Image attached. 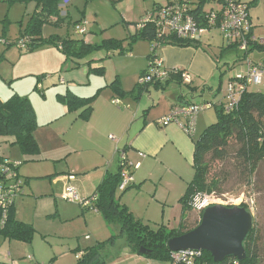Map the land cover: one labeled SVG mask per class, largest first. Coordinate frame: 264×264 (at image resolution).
Segmentation results:
<instances>
[{"label":"rangeland","instance_id":"obj_1","mask_svg":"<svg viewBox=\"0 0 264 264\" xmlns=\"http://www.w3.org/2000/svg\"><path fill=\"white\" fill-rule=\"evenodd\" d=\"M174 1L71 0L68 9L70 17L59 23H56L58 18H51V22L43 26L41 35L36 38L38 41L54 39L57 40L58 45L46 43L28 52L20 50L15 42L27 31L35 11V2L0 0V99L6 101L14 95L27 98L41 123L42 120H46L44 118H47L52 109L61 108L59 94L65 95L70 91L80 94V87H82L80 84L89 80L87 72L90 66L92 69L98 65L105 68V74L98 77H102L101 80L108 84L117 79L116 76L127 74L131 69L130 55L136 56L135 52L138 48L146 51L145 47H149L148 42H138L137 46L134 45L137 48L133 49L129 56L117 55L109 58L108 55L115 51L111 49V43L122 42L123 47L128 48L133 32L130 29L131 25L128 27L126 25H133L152 13L154 9L167 6ZM211 9L218 10L219 6L215 4L206 6V10ZM81 19L86 22L88 29V34L85 36L79 35L74 25ZM68 39L84 40L98 49L84 60L73 56L67 58L58 46ZM5 41L7 45L4 44ZM203 41L210 52L218 56L225 76L222 84L219 82V73L216 76L215 91L218 95L215 98L218 100H213L215 94L211 95L210 90L206 91L207 95L202 100L210 102L224 99L225 102L229 81L247 70L244 61H240L243 53L239 50L226 49L225 42L217 31L207 33ZM252 55L251 58L257 60L260 54L256 52L254 56ZM37 77L38 83L40 82L44 88L43 93L34 88ZM90 77L93 80L98 78L92 73ZM60 79L65 85L60 84ZM251 91L264 94V79L261 85L252 86ZM199 98L200 94L196 97L197 102ZM201 114L207 115L208 119L204 127L196 126L194 135L196 141L209 126L218 120L215 108ZM77 128L79 126H75L69 135L75 134ZM12 142V137L0 136V154L14 161H27ZM235 149L237 146L231 152ZM45 156L46 153H41L38 157L40 162L25 163L20 169L21 176L28 181V185L24 189L26 194L23 202L20 203L19 216L22 222L32 225L36 233L30 244L10 241L27 247V249L22 247L18 250L14 248L12 256H9L12 264H77L83 252L98 243H106L108 247L110 246L107 250L108 264H119V261L129 252L120 228L109 226L100 213L84 209L82 211L80 205L65 202L61 196V187L57 184L55 186L53 179L48 178L53 177L56 169L51 161L45 159ZM169 160L173 162L172 155ZM59 163L58 167L64 164ZM231 165L230 160L224 163L216 161L212 156L206 157L204 166L209 173L208 178L211 180L223 177L219 179L218 190L214 192L217 198L208 204L205 197L207 193L198 196L191 203V212L186 215L187 222L182 226L180 225L183 210L180 199L185 194L187 183L192 180L194 174L189 162L179 160L178 167L172 172L167 168L170 165L163 163L159 166L161 174L154 171L152 179L137 183V186L125 193L118 190L115 197L129 211L131 210L134 217L142 224L150 225L152 228L165 226L168 231L194 228L200 222L205 208L215 205L228 208L245 205L255 218L253 227L256 228L259 239V264H264V163L258 168L249 186L241 185L237 174H233L228 180L224 179L225 176H230L229 172L235 173ZM81 176L77 175V180ZM93 193L94 191L89 193L88 197H91ZM253 198L256 203L255 213L252 208H249L250 205L246 204ZM129 205L131 208L128 207ZM112 240L114 243L111 242ZM1 245L3 242L0 240V247ZM30 256L33 257L32 263L28 260ZM0 264H3L1 260Z\"/></svg>","mask_w":264,"mask_h":264},{"label":"trees","instance_id":"obj_2","mask_svg":"<svg viewBox=\"0 0 264 264\" xmlns=\"http://www.w3.org/2000/svg\"><path fill=\"white\" fill-rule=\"evenodd\" d=\"M32 1L35 2V11L31 17L29 27L25 34H21L20 39L15 42V45L20 50L28 52H31L38 46L46 43H53L54 45L57 44V40L54 39H41L38 41L36 38L41 35L43 26L46 23L51 22V18H58L56 23H59L65 18H69L70 10L68 9L71 5V0H69L70 4L67 7V17L61 18L60 4L63 0ZM237 1L242 4H246L241 0ZM174 2L160 8H166ZM186 4L188 5V13L197 22L200 28L203 29L209 28V22L206 14L211 11L221 15L224 10L222 7L223 0H188ZM209 4L218 5L219 9L206 10V6ZM246 5L250 11V6L252 4ZM160 8L153 10L152 22H145L146 18L150 15L148 14L147 16L141 18L137 23L133 25H126L127 27L131 25L130 29L133 32L130 36L131 42L128 44V48L123 47L124 43L122 42L111 43V49L115 51L113 54L108 55L109 58L117 55H130L134 45L140 41L148 42L151 45L148 67L142 72L139 80L150 71L151 60H154L155 58L162 60L161 57L156 54H158L157 51L163 47L176 46L181 48H199L200 42L176 38V36L172 34H165L162 36L159 35L160 32L157 29L154 16ZM82 22H84L83 19L74 23V25H78ZM214 31L219 32L217 29ZM219 35L222 37L220 32ZM24 39H28L29 41L25 45V48H21L19 47V42ZM248 41L249 49L247 52H242L243 55L240 61H244L245 63L246 60L249 59L255 65H261L264 68V45L260 44L253 38L252 31L248 35ZM224 42L226 49L239 50L240 41H236L233 44H228L225 40ZM4 44L7 45L6 41ZM58 47L66 54L67 58L73 56L79 58L80 60H84L91 56L93 52L98 49V47H94L84 40L72 41L70 39L64 40ZM254 52L261 55L260 61L251 59L250 55ZM167 70L169 73V78L167 80L162 82L152 81L146 86L156 85V87L158 86L161 87V89H165L166 85L170 82H173L176 79L181 81V74L184 70L176 69V73H174V70L172 69L167 68ZM91 73L97 76L105 74L103 67L94 68L91 70ZM141 87L142 86L138 83L132 92L125 93L122 90L118 79H115L109 85V88L113 89L121 97L134 96L137 94L138 96L135 99L136 101L147 93V91ZM36 89L39 90L38 85ZM40 92H43V90ZM97 94H99V92ZM97 94L91 98H81L74 95L72 92H67V94L60 95L58 98L60 103L66 106L70 113L83 110L79 115V118L87 121L92 114L93 104L96 100ZM205 103L214 104L212 108L217 110L218 120L215 124L209 126L197 141H194L195 154L193 168L195 173L193 180L187 185L185 194L180 199V204L183 210L182 222L180 226L187 222L188 217H186V215L191 212V203L193 200L205 193L208 195L214 193L215 190H218L220 180L223 178H219L220 180L217 178H212L210 180L208 178L209 173L204 166L206 157L212 156L216 161L218 160L224 163L228 160L232 161L231 166L234 168L235 173L229 172L228 175L230 176H225L224 179L228 180L232 178L231 176L233 174H237L238 181H240L243 186H249L251 184V179L256 174L260 165L264 163V94L261 92H252L251 87H248V89L241 96L238 106L233 110H227V100L224 102V99ZM119 105L120 101L117 106ZM38 128L39 125L36 113L27 98L14 95L6 101L0 99V136L12 137V145L17 146L21 154L27 158V161L24 162L14 161L0 154V185L5 182L2 180L6 173L16 174L17 179H20L21 181L20 188L23 189L22 191L24 192L21 197L25 195L24 189L28 185V181L24 180L21 176L20 169L22 165L28 162H39L40 160L38 158L41 154L40 147L36 139V131ZM236 146L237 149L231 152L234 148H236ZM68 157L69 155L58 162H65ZM16 163L18 164L16 165ZM128 163L132 165L130 169L132 171L131 173H133L137 164H132L129 161ZM121 170L122 167H119V171L116 174L108 175L98 186L95 195L87 198V200H94L90 206L84 207L82 203L77 204L84 210H92L100 213L109 226H118L120 228L121 235L126 239L130 254L156 262L175 264L173 253L170 252L168 248L169 240L192 231L199 225L200 222L192 229L181 230V228H179L171 231H168L165 226L152 228L150 225L142 224L140 220L134 217L127 207L123 206L116 200L115 196L122 180ZM54 176L55 175L48 178L53 179ZM67 176L68 178L73 176L75 179V175L73 174ZM52 179L50 181H52ZM133 186L134 181L131 186L122 192L125 193L127 190L132 189ZM21 197H19L13 205H10L6 215L4 214L3 209L0 208V237L5 241H19L30 244L34 239V234L36 233L35 228L32 225L18 220L15 212V205ZM242 207H244L247 211H250L247 209V206L243 205ZM258 240L256 228L253 227L251 234L244 243L247 258L243 262L230 258L222 263H215L209 253H201V256L195 260L194 264H259L260 256ZM111 242L114 243L113 240ZM109 247L106 243H98L94 247L86 249L83 252L82 257L77 261V264H108L107 250ZM141 249H146L148 254H141Z\"/></svg>","mask_w":264,"mask_h":264},{"label":"crops","instance_id":"obj_3","mask_svg":"<svg viewBox=\"0 0 264 264\" xmlns=\"http://www.w3.org/2000/svg\"><path fill=\"white\" fill-rule=\"evenodd\" d=\"M241 1L249 5L252 4L250 6V20L253 38L256 40L264 39V0ZM206 35L202 38L199 48L166 46L158 50V54H156L161 57L166 68L187 71L192 77L191 85H184L176 79L167 84L165 89L156 87V85L142 86L141 88H144L147 93L136 101L137 94L121 97L113 89L109 88L112 82L108 84L101 80L102 77L97 75H95L98 77L97 79H91L92 67L90 66L87 72L89 80L85 83L80 82V85H82L80 94L72 92L81 98H91L99 92L93 104L92 114L87 121L79 118L83 110L70 113L68 108L61 103V108L52 109L47 118H44L46 120H42L41 123L37 116L39 128L36 131V139L40 147V153H46L45 159L54 164L53 166L56 169L54 173L56 174L53 173L55 175L53 181L55 186L57 184L61 187V192L66 185H72L78 191L80 190L79 194L81 193L82 199H87L89 193L93 191L92 196H94L97 186L108 175L116 174L119 171L122 155L130 163L140 164V167L132 173L134 179L133 188L137 186V183L152 179L153 177L151 178V176L154 175V171L161 174L159 166H162L163 163L169 164L170 166L167 168L172 172L175 171L174 168L178 167L179 160H184L189 162L194 171L195 136H188L175 124L163 127L158 125L157 121L168 116L174 106L178 104L207 102L202 100L207 95L206 91L210 90L211 95L215 94L214 98L218 95L215 91L216 76L219 73V82L221 84L225 74L220 67L218 56L210 52L207 45L203 43ZM135 46L134 50L137 48ZM145 48L146 51L138 48L135 52L136 56L130 55L131 69L127 74L116 76L125 93L132 92L138 85L139 82L137 80H139L142 72L148 67L151 45L149 44V47ZM255 53L251 55L254 56ZM258 57L255 61H260L261 55ZM100 67L102 66H95V68ZM36 79L35 90L38 85L39 90L44 92L43 86L40 82L38 83L39 78L37 77ZM129 80L130 82H128ZM60 84L65 85V83L62 84L61 82ZM198 91L201 92L199 93ZM199 94L198 103L196 97ZM214 98L213 100H218ZM116 100L120 101L119 106L115 103L113 104ZM207 119V115H199L196 126L204 127ZM75 126H79V128L74 132L75 134L69 135V132ZM110 137H114V140ZM68 155L69 157L63 162L64 164L58 167L60 166L58 161ZM170 155L173 157L172 163L169 160ZM70 174L75 175V179H69L67 175ZM77 175L82 176L77 180ZM23 197L25 198V195ZM23 197L15 205L16 217L20 221L19 207L24 200ZM126 202L128 201L126 200ZM128 207L131 208L130 205ZM94 212L97 213L96 211ZM131 213L133 214L132 211ZM78 215H80L79 211ZM0 240L3 242L0 247V260L3 264H12L9 256H12L14 248L18 250L24 246L19 243L5 241L2 238ZM24 248L27 249V247ZM119 264L169 263L144 259L128 252L127 256L125 255L119 261Z\"/></svg>","mask_w":264,"mask_h":264},{"label":"built area","instance_id":"obj_4","mask_svg":"<svg viewBox=\"0 0 264 264\" xmlns=\"http://www.w3.org/2000/svg\"><path fill=\"white\" fill-rule=\"evenodd\" d=\"M188 0H176L173 4L166 8H160L154 16L157 29L160 32V36L165 34L175 35L176 38L201 42L202 38L207 32L219 30L222 37L228 44H233L236 41H240L239 51L247 52L249 49L248 35L252 31V23L250 20V11L246 4H242L237 0H223V13L221 15L215 12H209L206 14L209 22V28H200L197 22L188 13ZM69 0H63L60 4L61 17H67V7L69 6ZM153 21V13L146 18L145 22ZM76 32L79 35H86L87 26L86 22H82L76 25ZM256 40V39H255ZM29 40L24 39L19 42V47L25 48ZM260 44L264 45V39L256 40ZM162 60L154 59L150 62V71L139 80V85L146 86L148 83L162 82L169 78L167 68H165ZM246 71L239 73L235 78L229 81L228 89L226 92L227 110L235 109L241 99L243 93L248 87L259 86L263 83L264 68L261 65H255L251 60L247 59L245 62ZM173 72V71H171ZM174 73L175 70H174ZM64 84V81H60ZM181 82L184 85L192 84V77L187 71H183L181 74ZM41 87V86H39ZM119 104V101L114 102ZM214 106L212 103L201 104H178L174 106L172 112L162 119L157 121L160 126H167L169 124H175L179 126L188 136L193 137L196 133V125L198 116L211 109ZM114 140V137H110ZM18 163H16L17 165ZM131 166L126 157L122 155L120 159L121 170V184L119 191H125L132 185L134 179L132 176ZM140 167V164L135 166V170ZM69 179H74L70 177ZM2 181H5L0 185V208L3 209L6 215L10 205L23 195V189H21V181L17 179V175L14 173H6ZM6 183V184H5ZM5 184V185H4ZM213 193L212 195H205L207 203L210 204L211 200L217 198ZM62 198L71 204L82 203L84 207H88L94 201L93 199H82L79 191L72 185H66L62 191ZM249 208L255 213V200L251 199L248 203ZM205 208V207H204ZM206 209V208H205ZM201 256L200 252L183 251L173 253L175 264H194L195 260ZM29 262H33V257L28 258Z\"/></svg>","mask_w":264,"mask_h":264},{"label":"water","instance_id":"obj_5","mask_svg":"<svg viewBox=\"0 0 264 264\" xmlns=\"http://www.w3.org/2000/svg\"><path fill=\"white\" fill-rule=\"evenodd\" d=\"M254 225L253 215L244 207L215 205L204 210L199 225L192 231L168 242L172 253L194 251L209 253L215 263L247 258L244 243ZM141 254H148L146 249Z\"/></svg>","mask_w":264,"mask_h":264}]
</instances>
